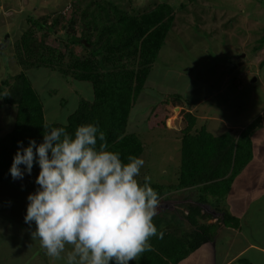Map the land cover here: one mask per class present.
<instances>
[{
	"label": "trees",
	"instance_id": "1",
	"mask_svg": "<svg viewBox=\"0 0 264 264\" xmlns=\"http://www.w3.org/2000/svg\"><path fill=\"white\" fill-rule=\"evenodd\" d=\"M87 1L80 12L72 11L80 13L78 32L74 30V15L52 17L48 13L37 19L27 18L14 33L10 44L20 73L6 74L0 80V110L4 107L15 110L12 130L0 135V182L13 180L9 170L18 142L23 141L27 147L30 140H35L39 145L44 131L53 127H65L74 136L80 125L94 124L105 133L109 149L121 153L123 162L127 163L130 155L140 158L143 154L140 135L128 133L126 126L173 27V6L161 2L134 13L101 0ZM58 27L67 38L55 48L47 44V38L55 35ZM257 45L264 47V34ZM259 65L264 66V59ZM39 68L55 71L65 79L89 83L92 100L80 101L65 123H47L42 104L26 75V71ZM185 120L177 183L153 189L159 197L191 189L195 201L178 204L180 209L175 208L174 219L165 228L156 225L163 232L162 238L152 237L151 249L143 252L134 264H176L211 242L218 223L229 224L232 218L224 210V202L234 177L252 159L250 137L257 124L253 122L237 137L229 131L212 136L194 127L196 117L189 112ZM99 144L98 141L97 147ZM203 206L212 212L203 210ZM213 213L219 216L214 217ZM214 218L217 223L209 224Z\"/></svg>",
	"mask_w": 264,
	"mask_h": 264
},
{
	"label": "rangeland",
	"instance_id": "2",
	"mask_svg": "<svg viewBox=\"0 0 264 264\" xmlns=\"http://www.w3.org/2000/svg\"><path fill=\"white\" fill-rule=\"evenodd\" d=\"M4 1L6 7L19 9V0ZM101 1L134 13L161 2L172 5L174 9L173 27L150 69L126 126L128 133L139 134L145 144L146 149L140 157L145 161L138 177L141 183L142 179L144 182V178L149 177L152 188L164 186L180 169L181 143L170 132L179 129L176 125H185L188 111L200 118L197 120L198 129L212 136H217L218 130L237 121L242 124L253 121L258 129L264 127V68L259 65L264 59V47L257 45L264 34V0ZM85 3L88 1L29 0V8L24 6L20 15L7 18H12L10 21L17 28L27 18L37 19L48 13L52 17L74 15V30L78 32L81 28L80 13L72 11L80 12ZM38 7L39 12L35 13L34 8ZM14 31L9 30L8 41L14 38ZM66 38L58 27L55 35H48L47 44L56 48ZM0 48H3L2 44ZM9 50L5 51L6 55L11 53ZM0 58L3 63L4 56ZM2 63L0 80L6 74L15 76L20 73L13 59ZM231 65H235L232 70ZM26 75L42 104L47 123H65L80 101L93 98L89 83L75 81L71 77L65 79L55 71L30 69ZM14 118V109L4 107L0 110V135L12 130ZM260 147L247 163L249 167L245 166L252 170L244 168L231 184L233 196H229L228 201L234 200L239 207L242 200H251L252 193L243 197L247 186L255 188L256 194L261 192L259 182L255 184L256 170L264 167V149L262 151ZM207 210L212 212L209 208Z\"/></svg>",
	"mask_w": 264,
	"mask_h": 264
},
{
	"label": "clouds",
	"instance_id": "3",
	"mask_svg": "<svg viewBox=\"0 0 264 264\" xmlns=\"http://www.w3.org/2000/svg\"><path fill=\"white\" fill-rule=\"evenodd\" d=\"M127 160L109 149L94 124L80 125L74 136L53 127L39 145L18 142L10 175L22 180L39 165L24 223L35 224L32 239L50 258L62 264H131L151 249L152 237L162 238L154 223L159 194L149 177L138 179L145 161L131 155Z\"/></svg>",
	"mask_w": 264,
	"mask_h": 264
},
{
	"label": "crops",
	"instance_id": "4",
	"mask_svg": "<svg viewBox=\"0 0 264 264\" xmlns=\"http://www.w3.org/2000/svg\"><path fill=\"white\" fill-rule=\"evenodd\" d=\"M17 5L19 7L18 10L14 6L6 7V2L0 0V44L3 47L0 48V57L4 56V62L6 59L7 61L13 59L15 64L17 63L10 45L12 40L8 41V32L11 29L16 31L18 26L16 28L12 21H10L12 18H7V16L20 15L21 11H24V6L26 8L31 6L29 0H19ZM34 10L35 13H38L39 7L34 8ZM6 35L7 38L5 40ZM5 47L7 49H4ZM2 50L4 53L6 50H9L12 54H3ZM4 62L2 63L0 58V63L4 64ZM188 112L194 116L191 111ZM194 117H196L194 127L198 129L197 120H200V118L198 116ZM205 117L203 116L202 118ZM249 123L242 124L237 121L232 125L227 124L223 130H218L217 136L229 131L237 137L253 121ZM176 126L179 129L175 128V132H168L172 133L174 138L180 142V136L185 131V125L181 123ZM178 130H180V133L177 132ZM253 131L250 137L252 156L256 155L255 150L257 147L261 146L262 151L264 149V127L261 126L259 129L256 127ZM145 149V144H143V153ZM244 168L246 171L252 170L251 168ZM39 171L40 168L37 166L32 170L31 175L25 174L22 180L0 182V264H62V262L55 261L46 254V251L40 246L39 240L32 239L31 231L35 230V224L33 223L30 227L24 223L28 204L27 197L29 194L35 192L38 187L35 184V180L39 175ZM164 174L167 173L164 172ZM178 174L179 168L175 176L168 179L164 185L176 184ZM256 176L255 184L259 182L260 194L255 193V188L247 186L243 197H246L248 193H252L251 200L250 202L242 200L239 207L234 200L228 201V197L233 196L231 185L226 197V203L223 206L224 210L232 217L228 221L229 224H225L223 221L219 222L211 242L201 245L176 264H264V167L256 170ZM233 186H235V183ZM191 192V189H180L171 191L160 197L157 215L154 217L155 225L159 224L161 228H165L174 216L173 210L175 208L176 210L180 209L178 204L193 203L195 200L194 196H191ZM239 195L240 193H238ZM211 201L213 200L211 199ZM202 209L207 210L208 207L203 206ZM214 215V217L219 216V214ZM176 219L178 220V217ZM208 223L215 224L217 220L214 218L208 221ZM135 261H132L131 264H134Z\"/></svg>",
	"mask_w": 264,
	"mask_h": 264
},
{
	"label": "water",
	"instance_id": "5",
	"mask_svg": "<svg viewBox=\"0 0 264 264\" xmlns=\"http://www.w3.org/2000/svg\"><path fill=\"white\" fill-rule=\"evenodd\" d=\"M6 38H7V35L5 36V40H6ZM234 67H235V65H231L230 70H232V68H234Z\"/></svg>",
	"mask_w": 264,
	"mask_h": 264
}]
</instances>
